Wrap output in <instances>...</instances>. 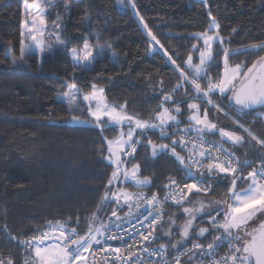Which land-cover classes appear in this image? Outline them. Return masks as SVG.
<instances>
[{
  "label": "trees",
  "instance_id": "16d2710c",
  "mask_svg": "<svg viewBox=\"0 0 264 264\" xmlns=\"http://www.w3.org/2000/svg\"><path fill=\"white\" fill-rule=\"evenodd\" d=\"M38 1L27 0V3ZM41 3L53 34L56 29L52 22L63 21L62 39L68 41V48L82 47L87 40L92 45L99 44L104 51L91 65H76L67 51L46 35V40L54 44L53 49L46 51L43 59L34 51L20 61L25 0H0V259L11 258L14 264H24L26 260L27 249L21 242L47 229L49 221L64 222L71 218L67 226L76 227L80 235L85 234L88 227L85 217L96 211L114 170L106 159L107 144L103 137L115 139L120 131L127 129L126 125L116 126L101 133L92 123H71L72 116L89 122L93 118L83 100L71 111L68 102L57 99L56 95L65 92L69 84L75 83L83 95L95 83L104 88L108 104L124 105L128 113L150 122L162 98L171 94L177 101L201 104L202 111L208 108L211 121L236 131L246 140L247 134L234 121L264 138V106L238 111L227 99L231 92L224 97L213 95L211 99L228 114L225 116L201 100L188 99L193 93L180 75L181 71L192 75L187 58L191 55L193 64L199 61L203 41L197 35L211 31L213 17L220 25L219 35L224 40L223 45L218 41L213 45L214 52H219L208 73L213 79L223 71L222 47L249 49L253 44L264 43V0H121L122 4L117 0H41ZM193 45L198 46L196 50ZM263 55L264 49L242 51L231 56L230 63L250 67ZM13 57L17 58L15 63ZM178 83L183 86L173 92ZM199 83L207 87L206 80ZM187 103L180 105L184 114L177 117L185 127L190 126ZM165 107L174 105L169 103ZM206 136L220 140L218 134ZM172 138L161 139L159 129L141 137L144 143L151 139L170 147ZM225 146L230 148L227 143ZM176 151L187 157V152L179 146ZM235 151L242 159V152H248L247 158L252 160L253 167L264 154V149L257 151L247 144ZM134 164L140 165L139 176L150 178L152 184L137 188L132 182L119 183L126 191L142 189L159 194L169 177L180 179L184 184L193 183L184 178L174 157L161 154L153 158L150 147L137 145L135 159L125 167L131 169ZM242 171L246 176L247 171ZM208 184L213 187L207 195L189 194L191 203L201 198L225 197L230 181L217 183L206 174L203 185ZM246 186L238 183L239 189ZM189 204L165 206V223L153 234L159 237L154 240L155 244L171 249L174 240L181 237L178 226L185 220L183 208ZM114 207L115 204L104 206L100 213L103 222L108 221ZM212 216H217V212L213 211ZM170 217L176 224L168 236L165 234L169 231ZM221 218L222 215L217 216ZM208 219V216L198 217L196 227L211 228L206 223ZM217 235L221 233H206V238L192 235L181 247L195 241L212 242Z\"/></svg>",
  "mask_w": 264,
  "mask_h": 264
},
{
  "label": "snow or ice",
  "instance_id": "6c2138e0",
  "mask_svg": "<svg viewBox=\"0 0 264 264\" xmlns=\"http://www.w3.org/2000/svg\"><path fill=\"white\" fill-rule=\"evenodd\" d=\"M25 9L31 19L22 21L24 31L21 32L19 60L24 61L25 57L34 51L38 52L43 59L45 52L54 47V44L45 38L46 35L48 37L52 35L47 31V13L41 8L39 2L28 4L25 0ZM52 24L56 29L55 44L63 47L76 65H91L96 60L97 55L103 53V47L99 44L92 45L87 40L82 47L68 48V41L62 39L63 21H53ZM213 27L216 29L214 34L209 35L208 30H206L197 35V39L203 41V48L199 50V63L193 64L191 55L186 61L192 75L189 76L183 71L180 73L181 80L184 84L189 85L193 93V96H189L188 99L201 100L215 108L217 113H223L225 116L228 114L211 99L213 95L219 94L224 97L231 92L232 95L227 96V99L230 106L237 107L238 111L252 109L255 106H264V56L259 57L250 67L246 64L232 65L230 63L231 56L238 55L242 51L264 49V43L253 44L249 49L233 50L222 47L223 71L217 73V79H213L208 73L216 60V56L219 55V52H214L213 43L217 41L221 45L224 43L223 38L219 35L220 25L214 17L209 25V30ZM152 39L155 40L156 37L152 36ZM25 40L29 42L26 43ZM197 47V45L192 46L194 50ZM16 59L13 57V63L16 62ZM172 63L174 64L175 61ZM216 67L219 68V63H216ZM200 80H206V88L201 86ZM182 86L183 84L178 83L173 92ZM90 87L91 91L83 94V101L88 102V112L93 118L91 123L101 133L116 126L123 127L126 125L128 128L127 132L121 131L115 139L103 137L107 144L108 156L106 159L111 166H114V170L108 179L105 186L106 190L97 205L96 211L85 217V223L88 225L85 234L80 235L76 227L69 228L67 226L71 223V218L64 222L53 223L49 221L46 225V231L30 240L21 242L27 245L30 253L25 264H88L85 254L92 255L93 261H95V254L90 253L89 250L96 246H106L108 241L118 238L123 240L125 237L128 239L140 237L138 242L143 246L145 241L156 240L159 237L154 236L153 233L157 227L165 223L163 219L164 202L171 200L175 206L180 207L183 204L191 203L189 194L207 195L213 186L212 184L203 185L206 174L208 177L214 178L217 183L221 180L230 181L224 199L212 200L207 205L203 201H197L198 207H184L183 213L188 218L181 228L182 240L172 244L171 249L162 244L151 252L144 247L143 252H147L149 256L161 257L165 264H168L170 252L177 253L173 257L174 264H181L183 257H187L184 264H192V261L197 257H200L199 264H204L205 258H207L208 264H264V220H261L255 228L249 229L250 222L256 219L258 214L264 216V154L261 155L259 164L253 167L252 160L247 158L248 152H242L241 155L244 157L242 159L236 155L235 151L245 144L257 151L264 149V138L255 135L251 129L245 128L239 121H234V124L247 134L248 139L246 140L245 136L237 134L236 131L226 130L209 120L208 108H204L202 111L201 104L187 103L186 100L177 101L171 94L162 98L161 104L158 106L159 110L154 113L153 122L137 119L127 114L124 105H109L103 87H99L95 83L91 84ZM68 88L70 91L65 93V96L68 98L70 110L74 111L78 95L82 90L75 83L69 84ZM185 96H188V89H185ZM93 103L95 104L94 108ZM169 103L174 107H165ZM184 103H187L189 113L187 119L190 126L180 128L182 121L177 117L184 114L180 107ZM71 120L75 123H90L89 121H80L76 116H72ZM172 125L176 127L171 133L164 131V129L171 128ZM157 129L160 130L161 139L176 137L177 133L184 135L172 138L171 147L168 144H156L151 139L144 143L141 137H144L148 131ZM138 131L139 134H137ZM189 134H194L199 143H196L195 140H186L185 136ZM206 134H218L219 142L206 140ZM225 143L229 144L230 148H225ZM137 145L145 148L150 147L153 158H157L161 154H170L181 166V170L185 174L184 178L195 182L184 184L181 187L173 178L169 177L168 184L163 186L165 189H169L163 200L156 193H152L149 198L143 192H128L123 188L113 190L117 184L126 182L134 183L137 188L151 186L152 180L150 178H140L139 164H134L131 169L125 167L127 162L135 159ZM177 146L182 151L187 152V157L176 151ZM257 146L259 147L257 148ZM214 152L215 154H213ZM248 167H252V170L247 172L245 176L242 170ZM240 182L247 186L239 189L238 183ZM141 201H143V205ZM229 201L231 202L229 203ZM108 204H115V207L112 209L108 221L103 222L100 213ZM221 204L223 208L213 207V205L219 206ZM124 207L129 210L122 217L117 214V211H122ZM213 211L217 212V216L222 215L224 217L223 222H220L217 216H212ZM144 212H147V215H144ZM200 216L209 217L206 223L210 224L211 228L200 227L196 233L197 238H206L205 234L211 232H219L221 235L213 237L212 242L206 248L199 243H194L191 249L179 251L182 243L191 238L190 230L195 227L194 221ZM133 219L141 225L142 229L151 228V231L145 235L144 231L137 229L132 224ZM79 223L80 218L77 216V226ZM167 223L169 224V232L165 235L170 236L176 221L170 217ZM125 224L131 227V232L124 228ZM112 228L116 229V235L106 236V233ZM225 243L228 244L229 252L217 259L216 250ZM129 247H135V244L129 245ZM103 251L115 257L111 264H117V261L120 264H125L126 261H130L131 257L136 256V253L131 251L127 257L121 256L119 248L113 250L110 247H104ZM0 264H14V262L11 258L0 259ZM138 264H144L143 259H140Z\"/></svg>",
  "mask_w": 264,
  "mask_h": 264
},
{
  "label": "built area",
  "instance_id": "2783aa9c",
  "mask_svg": "<svg viewBox=\"0 0 264 264\" xmlns=\"http://www.w3.org/2000/svg\"><path fill=\"white\" fill-rule=\"evenodd\" d=\"M175 127L176 126L174 125V127L172 129H168L167 128V129H164V131H166L168 133H171ZM180 128H185V126L180 125ZM182 135H184V134L183 133H177L176 138H178L179 136H182ZM185 139L188 140V141L195 140L196 143H199V141L196 140L194 134H189V135L185 136ZM205 139L208 140V141L219 142L218 140L212 139V138H210V137H208L206 135H205ZM189 147H191V144H189ZM205 147H207V145H205ZM224 147L227 148L225 145H224ZM213 154H215V152ZM205 163H207V161H205ZM243 170H246L247 172H249V171L252 170V168H244ZM173 179L181 187H183L184 182L182 180L177 179V178H173ZM168 182H169V179L166 180L165 185L168 184ZM193 182H195V181H193ZM168 191H169V189H164V191L162 193H159V194L156 193V194L159 196V198L161 200H163L166 192H168ZM128 192H143L149 198L152 195V193H149V192H147L145 190H142V189H135L133 191H128ZM168 203H173V202L171 200L165 201L164 204H163V208L164 209H165V206ZM141 204L143 205V201H141ZM144 207H146V206H144ZM128 210L129 209L127 207H124L122 211L118 210L117 214L123 217L128 212ZM134 212H135V209H134ZM144 215H147V212H144ZM141 219H143V217H141ZM148 223L150 224V221H148ZM132 224L135 225V227L137 229H140L141 231H144L145 235L148 234V231H151V228L142 229L141 225L139 223H137L135 219L132 220ZM124 228L128 229V231L131 232V227L128 224H125ZM111 235H116V229L115 228L110 229L106 233V236H111ZM36 236H39V235H36ZM30 239H27V240H30ZM139 240H140V237H134V239H128L127 237H125L123 240L118 238L116 240L108 241V244L106 246L105 245L96 246L93 249H90L89 251H90V253H94L95 254V261L94 262H97L98 264H111V262L115 259V257L113 255L106 254L103 251L104 247H110L113 250L116 249V248H119L121 250L120 255L124 256V257H127L128 253L130 251L131 252H135L136 256L131 257L130 261H126L125 264H138V261L140 259H143L144 264H165V261L163 259H161V257H159V256H149L147 252H143V248L144 247H146L148 249V251L151 252L153 249H157L160 245L155 244L154 240H153V241H145L143 246H141V244L138 242ZM194 243H199V244H201L202 246H204L206 248L207 245L209 243H211V242L202 243V242H199V241H195ZM194 243H192L191 245L179 248V251L182 252L185 249H191L192 245ZM133 244H135V247L130 248L129 245H133ZM228 252H229V247H228V244L225 243L222 247H220V248H218L216 250V258L219 259L220 257L224 256ZM175 255H177V253H175V252H170L169 253V255H168V264H174L173 257ZM186 259H187V257H183L181 259V264H182L183 260H186ZM91 260H93L92 255H91ZM199 260H200V257H197V259L192 261V264H199ZM117 264H120V262L117 261ZM204 264H208L207 258L204 259Z\"/></svg>",
  "mask_w": 264,
  "mask_h": 264
},
{
  "label": "rangeland",
  "instance_id": "374dc122",
  "mask_svg": "<svg viewBox=\"0 0 264 264\" xmlns=\"http://www.w3.org/2000/svg\"><path fill=\"white\" fill-rule=\"evenodd\" d=\"M39 3H40V6H41V8H43L42 6V3H41V0L40 1H38ZM117 3L118 4H122L121 3V0H117ZM26 19H31L30 18V16H28L27 15V13H26V17H25ZM212 20V19H211ZM210 23H211V21H210ZM48 25V24H47ZM23 31H24V28H23ZM47 31L48 32H50V33H52V31H51V29L49 28V26H47ZM216 31V29L213 27L212 29H211V31L210 32H208V34L209 35H212V34H214V32ZM48 37V36H47ZM49 38H51V40L52 41H55V34H53L52 33V35H51V37H49ZM25 42H29L28 40H25ZM213 45H214V43H213ZM202 48H203V44H202ZM201 48V49H202ZM197 63H199V61L197 62ZM196 63V64H197ZM70 90H69V88L67 87V89H66V91L65 92H63V93H58L57 95H56V97H57V99H60V100H64V101H66V102H68L69 103V101H68V98L65 96V93H67V92H69ZM79 100H83V95H81V94H79L78 95V99H77V104H78V101ZM84 102V104L88 107V102H86V101H83ZM77 104H76V106H77ZM109 105H111V104H109ZM82 106V105H81ZM93 108L95 107V104L93 103ZM126 111V110H125ZM127 112V111H126ZM127 114H129V115H132V114H130V113H128L127 112ZM133 116V115H132ZM135 117V116H134ZM79 118V120L80 121H88V120H86V119H84V118H82V117H78ZM136 118V117H135ZM138 119V118H137ZM210 120V119H209ZM150 122V121H149ZM71 123H74V124H90V123H75V122H73L72 120H71ZM226 129V128H225ZM226 130H228V129H226ZM122 131H124V132H127L128 131V128L126 129V130H122ZM230 131V130H229ZM121 132V131H120ZM120 132H119V134H118V136L120 135ZM117 136V137H118ZM107 156H108V154H107ZM140 178H142V177H140ZM121 180H123V177H121ZM118 185V186H117ZM114 188H113V190H117L118 188H120L119 187V185L120 184H117ZM123 189H125V188H123ZM224 199V197L223 198H221V199H214V198H201V199H197V200H195V201H193L192 203H190L187 207H198L199 205L196 203L197 201H203L206 205L207 204H209V202L210 201H212V200H223ZM231 202V201H230ZM229 202V203H230ZM194 203V204H193ZM114 205V204H113ZM213 207H219V208H222L223 207V205L221 204V205H219V206H216V205H213ZM188 217H186V215H185V220L183 221V223H181L178 227H179V234H180V236H181V228H182V226H183V224L185 223V221H186V219H187ZM223 219H224V217L223 218H221V219H218L220 222H223ZM264 219V216H262V215H259L258 214V216H257V218L256 219H254L253 221H251L250 222V224H249V229L251 230L252 228H255L257 225H258V222L259 221H261V220H263ZM197 220V219H196ZM194 221V225H195V227L193 228V229H191L190 230V235L192 236V235H194V236H196V233L198 232V228L196 227V223H197V221ZM47 229H45L44 231H46ZM41 232H43V231H41ZM41 232L40 233H38L37 235H40L41 234ZM169 232V231H168ZM176 239V238H175ZM182 240V237H180V238H178V239H176V241L174 240V242L173 243H176L177 241H181ZM186 242V241H185ZM47 243V242H46ZM184 243V242H183ZM233 243H235V242H233ZM25 248L27 249V253H26V259H28L29 258V255H30V253H29V249H28V247H27V245H25ZM90 252V251H89ZM85 256H86V258H87V260H88V262H91V263H94V261L93 260H91V255L89 254V253H86L85 254Z\"/></svg>",
  "mask_w": 264,
  "mask_h": 264
},
{
  "label": "water",
  "instance_id": "95a60500",
  "mask_svg": "<svg viewBox=\"0 0 264 264\" xmlns=\"http://www.w3.org/2000/svg\"><path fill=\"white\" fill-rule=\"evenodd\" d=\"M264 56V55H263ZM231 95H232V93H231ZM260 107H263V106H255V107H253L252 109H255V108H260ZM264 220V219H263Z\"/></svg>",
  "mask_w": 264,
  "mask_h": 264
},
{
  "label": "crops",
  "instance_id": "0c3cea01",
  "mask_svg": "<svg viewBox=\"0 0 264 264\" xmlns=\"http://www.w3.org/2000/svg\"><path fill=\"white\" fill-rule=\"evenodd\" d=\"M88 264H98V263L97 262H94V263L88 262Z\"/></svg>",
  "mask_w": 264,
  "mask_h": 264
},
{
  "label": "flooded vegetation",
  "instance_id": "af4514ba",
  "mask_svg": "<svg viewBox=\"0 0 264 264\" xmlns=\"http://www.w3.org/2000/svg\"><path fill=\"white\" fill-rule=\"evenodd\" d=\"M260 223V221L258 222V224Z\"/></svg>",
  "mask_w": 264,
  "mask_h": 264
}]
</instances>
